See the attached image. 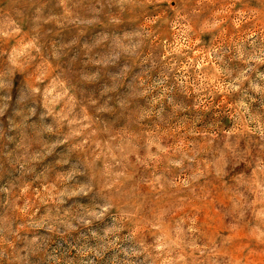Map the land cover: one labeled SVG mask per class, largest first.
<instances>
[{"label":"clouds","instance_id":"9594fccd","mask_svg":"<svg viewBox=\"0 0 264 264\" xmlns=\"http://www.w3.org/2000/svg\"><path fill=\"white\" fill-rule=\"evenodd\" d=\"M0 264H264V0H0Z\"/></svg>","mask_w":264,"mask_h":264},{"label":"rangeland","instance_id":"374dc122","mask_svg":"<svg viewBox=\"0 0 264 264\" xmlns=\"http://www.w3.org/2000/svg\"><path fill=\"white\" fill-rule=\"evenodd\" d=\"M204 221H205V223H208L209 224V229L210 230H218L217 228H215L210 222H209V218H208V216H207V214H205V216H204ZM241 239H243V237H241ZM235 251H236V253L239 255V254H242V250L239 248V247H237L236 249H235Z\"/></svg>","mask_w":264,"mask_h":264}]
</instances>
